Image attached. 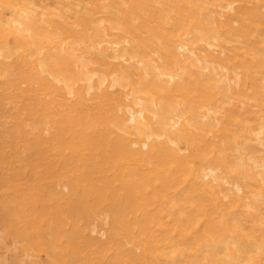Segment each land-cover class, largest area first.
I'll return each instance as SVG.
<instances>
[{"label":"bare ground","instance_id":"obj_1","mask_svg":"<svg viewBox=\"0 0 264 264\" xmlns=\"http://www.w3.org/2000/svg\"><path fill=\"white\" fill-rule=\"evenodd\" d=\"M0 264H264V0H0Z\"/></svg>","mask_w":264,"mask_h":264}]
</instances>
